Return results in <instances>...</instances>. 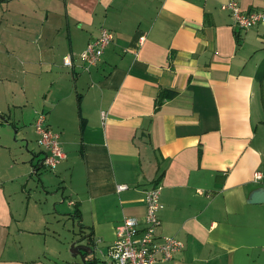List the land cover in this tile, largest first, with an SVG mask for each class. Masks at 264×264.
Listing matches in <instances>:
<instances>
[{
    "label": "crops",
    "instance_id": "1",
    "mask_svg": "<svg viewBox=\"0 0 264 264\" xmlns=\"http://www.w3.org/2000/svg\"><path fill=\"white\" fill-rule=\"evenodd\" d=\"M227 1L0 0V100L31 103L40 86L25 82L29 73L62 67L103 29L114 35L99 65L88 72L77 63L72 108L54 126L46 115L66 153L55 177L40 178L38 143L41 154L0 128V264L65 261L67 247L57 252L51 233L77 210L91 234L80 245H99L108 264L116 227L144 219L157 181L158 233L184 243L159 264H264V203H249L264 188V58L254 61L264 23L235 28L220 8ZM237 1L264 11V0ZM32 135L33 124L23 126Z\"/></svg>",
    "mask_w": 264,
    "mask_h": 264
},
{
    "label": "built area",
    "instance_id": "2",
    "mask_svg": "<svg viewBox=\"0 0 264 264\" xmlns=\"http://www.w3.org/2000/svg\"><path fill=\"white\" fill-rule=\"evenodd\" d=\"M221 10L230 13L233 25L237 29L248 30L264 23V11H244L237 0H228L221 4ZM144 40L142 37L141 41ZM114 41V35L108 29H103L98 37L88 44L78 55L69 54L64 57V66L75 70L77 63L85 71L99 65L106 48ZM78 66V67H79ZM106 118V113H102ZM38 144L45 152L42 165L50 171H55L66 158L61 143V134L47 124L45 113L38 115L35 121ZM263 179L260 172L255 173L254 180ZM127 185H119L118 191L126 190ZM162 186H153L146 192V215L142 221L127 218L116 227V239L109 248V264H159L172 260L176 253L184 248V243L171 236H161L159 212Z\"/></svg>",
    "mask_w": 264,
    "mask_h": 264
},
{
    "label": "rangeland",
    "instance_id": "3",
    "mask_svg": "<svg viewBox=\"0 0 264 264\" xmlns=\"http://www.w3.org/2000/svg\"><path fill=\"white\" fill-rule=\"evenodd\" d=\"M69 54H72V53H69ZM260 58H262V60L264 58V53H262V51L258 52L254 61H257ZM61 66L62 67H60L59 64H57L56 66H53L47 63V64L42 65L40 68H38L36 72L29 73V75L25 77V82H27L29 86L36 85V84L40 86V90L38 94L36 95L35 99L31 103L25 105V103L21 99H16V98H12V101L0 100V128H3V131H4L2 133L5 135L6 134L5 130L12 132L14 134L13 135L14 141L16 140L15 138H17L18 140L16 141L22 145L25 144V146L27 145V142H29L30 144L35 143V146L32 147L31 145L30 149L31 150L35 149V151L33 152H35L36 154H38L39 152L40 154L42 153L40 151L42 149L38 146L39 144L37 145L38 137L34 135L37 140H35L34 138L29 139L28 137H24L23 136V126L25 125L30 126L31 124H33V126L35 127V121L38 115L42 113L49 115V121L52 122L54 126L55 123L53 119L62 118V114L65 116L66 111L72 108L70 98L71 96H73V98L75 97V92H76L75 82H76L77 76L73 70L67 67L65 68V66L63 65V61H62ZM78 71L80 70H77V72ZM60 81L63 82L62 87L59 86ZM25 82L23 81V79H19L18 80L19 88ZM63 90L66 92L63 96L65 99V102L61 103L58 109L52 110L51 104L54 102L55 99L56 100L59 99V97L56 96V93H60V95H62ZM17 91L19 93L18 89ZM78 92H81V91L79 90ZM18 96L20 98L19 94ZM74 104H75V117H78L77 116V103L75 102ZM47 123H48V116H47ZM55 131H57V129ZM24 150L27 151L26 148ZM41 156L42 155H40V157ZM55 172L56 171H50L47 168H42L40 170L39 176L42 179L43 177H46V176L51 178V177H55ZM34 177L38 183L39 182L41 183V181H39V178H37L38 176H34ZM46 187H48V185ZM51 189L53 190V192H60L58 187L56 188L52 187ZM40 191L42 192L45 191L42 185H40ZM70 216H71L70 219L72 221L69 224H67L65 231L64 229L61 230L58 226V229L56 230H61V232L51 233V237H52L50 238L51 245L56 246L57 249L55 250L58 252L59 250L64 249V247H67V250H68L67 256L65 255L64 257L65 261L55 260V262H57V264H86L83 262L81 256H76V257L73 256L71 247L73 244H76V245L86 244L88 242L87 241L88 239L86 238L87 236L91 234L87 232L85 229H83L82 226H80L79 221L77 220V217L74 216V213H72V215ZM92 246L94 249L96 248L99 250L101 249L98 247L99 245H95L94 243L92 244ZM96 256L98 258L100 257L101 259L103 258L100 255L98 256V254H96ZM66 258H69V259H66ZM99 264H103V263L99 261Z\"/></svg>",
    "mask_w": 264,
    "mask_h": 264
},
{
    "label": "water",
    "instance_id": "4",
    "mask_svg": "<svg viewBox=\"0 0 264 264\" xmlns=\"http://www.w3.org/2000/svg\"><path fill=\"white\" fill-rule=\"evenodd\" d=\"M249 203L252 204L264 203V188L255 189L250 195ZM71 251L74 257L81 256L84 263L86 262V257L82 255L83 252L88 255H92L93 253L92 248H90L89 246L76 245V244L72 245Z\"/></svg>",
    "mask_w": 264,
    "mask_h": 264
},
{
    "label": "trees",
    "instance_id": "5",
    "mask_svg": "<svg viewBox=\"0 0 264 264\" xmlns=\"http://www.w3.org/2000/svg\"><path fill=\"white\" fill-rule=\"evenodd\" d=\"M174 96H175V93H171L170 96H165V94H161L160 99L157 101V107L159 108L161 106L162 100L164 98H172ZM159 183L160 182L157 181L156 185H158ZM74 215H75V217H78V218L81 216L79 214L78 210L76 211V214H74ZM89 247L92 248L93 253H92V255H88V254L84 255V257H86V262H85L86 264H99V261H101L103 264L107 263L106 261H103L100 257L98 258L96 256V254H98V251L96 249H94L93 246L89 245ZM108 264H109V262H108Z\"/></svg>",
    "mask_w": 264,
    "mask_h": 264
},
{
    "label": "flooded vegetation",
    "instance_id": "6",
    "mask_svg": "<svg viewBox=\"0 0 264 264\" xmlns=\"http://www.w3.org/2000/svg\"><path fill=\"white\" fill-rule=\"evenodd\" d=\"M84 255H86V253H83Z\"/></svg>",
    "mask_w": 264,
    "mask_h": 264
}]
</instances>
